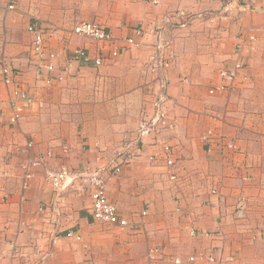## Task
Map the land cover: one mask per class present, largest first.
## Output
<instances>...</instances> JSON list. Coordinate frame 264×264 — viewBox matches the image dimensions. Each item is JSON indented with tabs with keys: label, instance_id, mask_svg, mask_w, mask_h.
Segmentation results:
<instances>
[{
	"label": "crops",
	"instance_id": "0c3cea01",
	"mask_svg": "<svg viewBox=\"0 0 264 264\" xmlns=\"http://www.w3.org/2000/svg\"><path fill=\"white\" fill-rule=\"evenodd\" d=\"M240 9L225 16L222 0H0V57L37 99L13 124L0 81V264H174L196 252V264L264 260V0ZM80 22L101 24L111 40L77 34ZM35 29L55 54L51 83L32 63ZM159 40L170 64L152 72ZM236 61L244 67L222 77ZM162 95L164 121L138 137L142 110ZM222 141L236 150L224 157ZM62 168L70 174L57 191L47 176ZM94 173L127 226L94 217ZM151 246L163 259L148 258Z\"/></svg>",
	"mask_w": 264,
	"mask_h": 264
},
{
	"label": "built area",
	"instance_id": "2783aa9c",
	"mask_svg": "<svg viewBox=\"0 0 264 264\" xmlns=\"http://www.w3.org/2000/svg\"><path fill=\"white\" fill-rule=\"evenodd\" d=\"M224 4L225 16H229L232 11L239 10V8L252 9L253 0H222ZM252 2V4H251ZM13 8L14 5H10ZM32 29V28H31ZM38 30V31H37ZM44 30L35 29V39L31 48L32 63L37 66L38 78L44 79L46 82L51 83L56 80L54 72L56 71L55 65V54L48 52L46 53L45 35ZM74 31L82 36L91 37L98 42L105 43L111 40V34L99 23L96 22H80L74 28ZM254 38V36H251ZM165 43L161 40L155 45L156 53L152 54L149 58V68L152 72H159L163 68L167 67L170 62L169 59L164 57V52L166 48ZM118 50H113L111 56L115 57L118 55ZM98 56L95 58L96 65H101L105 61L106 57L102 53H97ZM77 59H87L88 54L82 49L76 51ZM244 64L240 61H236L232 67L223 68L219 70L222 77H235L238 70L243 68ZM44 71H47L44 75ZM43 75V76H42ZM20 71L15 69L11 62L6 57H0V81L3 82L9 89V107L12 110L10 121L13 124H17L25 115L27 109L31 108L34 103L37 102L36 96L30 93L29 89L25 87L24 83L19 79ZM162 88H166V83H161ZM226 89L224 84L218 85L210 89V93H215L217 91H223ZM164 96L162 95L157 100L153 102H147V106L141 112V118L139 127L137 129V136L143 137L147 134H151L159 129V123H162L166 117V111L163 107ZM212 131H209V135H212ZM210 136L205 137L206 141H210ZM32 142H28L27 146H32ZM165 151H170V147L166 146ZM223 156L226 157L225 150L232 149L236 150V145L234 141H222ZM51 156V153L48 154ZM45 157H39L28 166V170L25 174L24 187H27L28 180L32 176V171L30 167L39 165L45 159ZM124 162V161H123ZM175 161L171 157H167V164L173 165ZM116 172L121 171V166H116ZM70 174V171L66 168L60 170H51L48 172V179L55 188L59 191L64 188L66 177ZM87 181L92 186L91 197H92V213L94 217L101 221L111 224H116L120 226H127L128 221L121 217L119 209L116 203L112 202L107 195V183L105 178L98 174L87 175ZM246 178V177H245ZM217 193V189L213 190ZM243 208V205L240 206ZM238 210V209H237ZM145 213V212H144ZM239 213V210H238ZM210 234V233H206ZM72 236V233H69ZM50 254H45V258ZM164 251L160 246H151L148 250V258L151 261H158L163 259ZM204 258V254L201 253H191L188 254L186 259L182 257H174V264H196L198 259ZM207 260L210 262L223 261L222 256L217 257L216 255H207ZM233 257H229L228 260H233Z\"/></svg>",
	"mask_w": 264,
	"mask_h": 264
},
{
	"label": "rangeland",
	"instance_id": "374dc122",
	"mask_svg": "<svg viewBox=\"0 0 264 264\" xmlns=\"http://www.w3.org/2000/svg\"><path fill=\"white\" fill-rule=\"evenodd\" d=\"M251 4H252V2H251ZM252 5H253V4H252ZM244 10H247V9H244ZM244 10H242V8L240 9L241 12H243ZM250 10H251V9H250ZM255 38H256L255 36H254V38L251 37L252 40H254ZM249 39H250V38H249ZM251 39H250V40H251ZM158 42H159V41H158ZM240 46H241V45H239V49H240ZM263 261H264V260H261V259H257V258H255V259L253 260V262H251L250 264H264V263H262Z\"/></svg>",
	"mask_w": 264,
	"mask_h": 264
}]
</instances>
